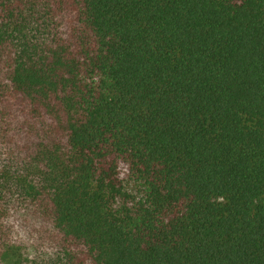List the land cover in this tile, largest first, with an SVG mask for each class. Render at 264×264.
<instances>
[{
  "label": "trees",
  "instance_id": "1",
  "mask_svg": "<svg viewBox=\"0 0 264 264\" xmlns=\"http://www.w3.org/2000/svg\"><path fill=\"white\" fill-rule=\"evenodd\" d=\"M0 264H264V0H0Z\"/></svg>",
  "mask_w": 264,
  "mask_h": 264
}]
</instances>
